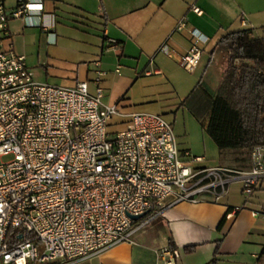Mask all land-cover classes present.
<instances>
[{
	"label": "built area",
	"instance_id": "built-area-1",
	"mask_svg": "<svg viewBox=\"0 0 264 264\" xmlns=\"http://www.w3.org/2000/svg\"><path fill=\"white\" fill-rule=\"evenodd\" d=\"M42 8L17 0L7 11L0 0V158L13 155L0 160V264H72L130 240L178 203L220 201L235 182L248 199L264 180V146L250 149L245 167L205 165L203 156L181 158L172 125L158 113L130 112L129 125L110 134L108 122L120 113L102 101L104 70H96L94 94L86 81L36 80L3 38L10 17L28 19ZM190 34L193 44L179 61L188 71L208 40L196 28ZM120 70L116 64L113 73ZM178 256L165 250L157 264H175Z\"/></svg>",
	"mask_w": 264,
	"mask_h": 264
},
{
	"label": "crops",
	"instance_id": "crops-1",
	"mask_svg": "<svg viewBox=\"0 0 264 264\" xmlns=\"http://www.w3.org/2000/svg\"><path fill=\"white\" fill-rule=\"evenodd\" d=\"M29 1H41L42 10L31 11L28 19L10 17L3 44L25 56L36 80L67 87L86 81L89 92L91 86L96 91V70L106 72L102 80L124 59L136 63L138 76L159 77L171 83L177 99L169 104L178 102L206 134L212 99L225 67L219 53L212 54L216 42L224 34L243 28H250L252 36L264 39V0ZM3 2L7 11L17 4V0ZM70 28L78 33L73 39L67 33ZM192 28L208 40L199 44L200 59L188 71L179 61L193 44ZM107 37L118 42L120 53L105 45ZM214 62L219 64V73L212 82L206 77ZM183 76L188 81L182 82ZM104 97L103 93L102 101L106 103ZM109 105H115L120 113L111 119L120 117L127 127V114L133 111H122L117 103ZM202 138L203 148L193 147L189 141L183 147L177 145L181 158L189 152L203 156L205 165L240 168L235 166L232 149H218V163L209 164L205 154L210 142ZM234 206L242 208L226 216ZM171 244L179 251L175 264H264V180L247 200L241 194V183L235 182L218 202L178 203L135 232L130 240L72 264H157L159 253L173 250ZM185 247L193 249L186 251Z\"/></svg>",
	"mask_w": 264,
	"mask_h": 264
},
{
	"label": "trees",
	"instance_id": "trees-1",
	"mask_svg": "<svg viewBox=\"0 0 264 264\" xmlns=\"http://www.w3.org/2000/svg\"><path fill=\"white\" fill-rule=\"evenodd\" d=\"M220 52L225 67L206 132L220 150L249 153L254 145L264 146V39L252 36L250 28L231 31L212 50V54Z\"/></svg>",
	"mask_w": 264,
	"mask_h": 264
},
{
	"label": "rangeland",
	"instance_id": "rangeland-1",
	"mask_svg": "<svg viewBox=\"0 0 264 264\" xmlns=\"http://www.w3.org/2000/svg\"><path fill=\"white\" fill-rule=\"evenodd\" d=\"M68 35L73 39V34L78 33L73 29H67ZM81 34V33H79ZM100 35V33H97ZM105 45H107L105 41ZM119 52V47H112ZM218 54V53H217ZM220 63L225 66V58L223 53H219ZM121 66L120 75L108 73L104 77L99 87L105 94L104 101L109 104L117 103L118 109L122 111H138L146 110L158 112L167 120L173 129L176 138V143L179 147H183L187 141L192 143L193 147L203 148V136L210 142L207 146L206 158L210 160L209 164H217L218 148L213 140L202 131L199 122L187 112L185 109L179 107L176 102V95L172 94V85L166 79L157 77L138 76V71H134L136 63L127 62L124 59L118 62ZM218 62L211 65V71L206 77L208 81L215 82L219 73ZM188 81L185 76L181 81ZM40 81V80H39ZM53 84L52 82H48ZM95 88L91 86L90 93H94ZM169 102H171L169 104ZM168 103L167 105H163ZM162 107V109H160ZM178 107V108H177ZM120 117H113L108 126L110 134L125 129L126 122H120ZM188 137V140L185 138ZM202 153V152H201ZM249 153L246 150H236L233 153V159L236 167H245L248 162ZM13 157L12 154L3 155L0 160L6 162ZM213 160V161H211Z\"/></svg>",
	"mask_w": 264,
	"mask_h": 264
},
{
	"label": "water",
	"instance_id": "water-1",
	"mask_svg": "<svg viewBox=\"0 0 264 264\" xmlns=\"http://www.w3.org/2000/svg\"><path fill=\"white\" fill-rule=\"evenodd\" d=\"M139 217H140L139 215H134V216H132L133 219H138ZM19 237H22V234H20Z\"/></svg>",
	"mask_w": 264,
	"mask_h": 264
}]
</instances>
